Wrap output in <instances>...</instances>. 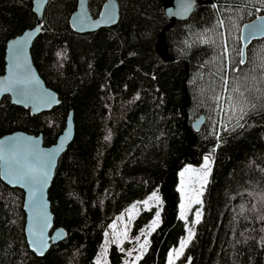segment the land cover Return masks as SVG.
Returning a JSON list of instances; mask_svg holds the SVG:
<instances>
[{
    "label": "trees",
    "instance_id": "1",
    "mask_svg": "<svg viewBox=\"0 0 264 264\" xmlns=\"http://www.w3.org/2000/svg\"><path fill=\"white\" fill-rule=\"evenodd\" d=\"M78 1L50 0L32 47L61 104L37 115L9 96L0 104V137L42 134L46 146L73 111L75 136L49 189L54 227L67 237L44 256L32 252L25 193L0 175V264H97L115 221L156 192L160 211L141 208L129 235H141L158 213L137 264H166L187 231L179 173L209 154L201 218L175 264H264V39L249 46L245 64L240 39L242 26L264 14V0H205L167 30L159 49L173 0H118L119 22L85 34L70 23ZM107 1L90 0L91 14ZM36 22L33 0H0V76L8 41ZM125 257L111 245V264Z\"/></svg>",
    "mask_w": 264,
    "mask_h": 264
},
{
    "label": "water",
    "instance_id": "2",
    "mask_svg": "<svg viewBox=\"0 0 264 264\" xmlns=\"http://www.w3.org/2000/svg\"><path fill=\"white\" fill-rule=\"evenodd\" d=\"M49 2L50 0H33V11L37 15L36 26L8 41L6 70L0 76V104L4 97L9 96L14 105L30 109L34 115L50 112L61 104L59 94L47 86L32 56V47L41 34L44 13ZM89 3L90 0H79L77 10L70 18L71 26L77 33L95 32L101 28L113 27L119 22L118 0L107 1L98 17L91 14ZM203 3L205 0H173L172 5L165 11L171 23L163 29V40L157 48L163 45L168 29L177 21L189 19L196 6ZM240 39L241 61L245 64L249 46L254 41L264 39V14L242 26ZM162 55L164 56L163 53ZM169 60L170 58H165V61ZM204 121L205 117L201 116L194 123L195 129H199ZM74 136V113L70 111L65 129L51 146L44 144L42 134L15 131L0 137L1 178L8 186L19 188L25 193L26 239L30 250L40 257L44 256L52 245L67 237V231L63 227H54L55 216L49 199V189L59 160ZM44 173H47L46 177Z\"/></svg>",
    "mask_w": 264,
    "mask_h": 264
},
{
    "label": "rangeland",
    "instance_id": "3",
    "mask_svg": "<svg viewBox=\"0 0 264 264\" xmlns=\"http://www.w3.org/2000/svg\"><path fill=\"white\" fill-rule=\"evenodd\" d=\"M230 99L232 100V98ZM223 101L225 102V97L223 98ZM233 101L234 99L232 100V102ZM233 103V109L235 107L236 112L238 102L235 101ZM227 113L229 114V112ZM206 157L208 158L207 166L205 165L204 160L203 163L199 166L190 164L186 165L179 173L180 181L178 189L181 195L180 209L181 216L183 218H187V231L185 236L182 238L179 246L171 249V251L169 252L166 264H175L184 255L185 249L194 235L196 224L201 218L202 193L204 192L205 186L208 183L210 168L213 162V156L211 154L207 155ZM186 169L188 171H185ZM181 173H183V175H181ZM155 194L159 197V200L150 199V197L153 196L152 193L147 199L142 201V204L130 207L115 221L106 235L105 244L99 258L97 259V264H111L109 260V248L113 244H116L122 249L124 247L126 257L123 264L138 263L140 257L146 250L150 233L160 222V216H158V218L156 217L144 230V232L138 237L133 239L129 235V233L133 221L137 217L141 208L156 206L157 210L160 211L162 206V199L157 192ZM145 201H147V203H145ZM182 264H189V261L187 260Z\"/></svg>",
    "mask_w": 264,
    "mask_h": 264
},
{
    "label": "snow or ice",
    "instance_id": "4",
    "mask_svg": "<svg viewBox=\"0 0 264 264\" xmlns=\"http://www.w3.org/2000/svg\"><path fill=\"white\" fill-rule=\"evenodd\" d=\"M241 63H243V61H241ZM207 164H208V158L205 157V165L207 166ZM185 171H188V170L186 169ZM44 175H45V177H46V176H47V173H44ZM181 175H183V173H181ZM150 199H156V200H159V197H158L155 193H153V196L150 197ZM145 203H147V201H145ZM158 216H159V214L157 213V218H158ZM154 223H155V222H154ZM40 251H41V253H42L43 249L41 248Z\"/></svg>",
    "mask_w": 264,
    "mask_h": 264
},
{
    "label": "bare ground",
    "instance_id": "5",
    "mask_svg": "<svg viewBox=\"0 0 264 264\" xmlns=\"http://www.w3.org/2000/svg\"><path fill=\"white\" fill-rule=\"evenodd\" d=\"M172 5V4H171Z\"/></svg>",
    "mask_w": 264,
    "mask_h": 264
}]
</instances>
